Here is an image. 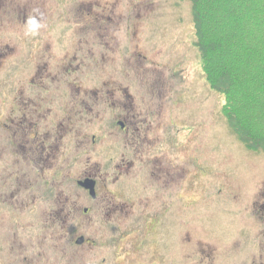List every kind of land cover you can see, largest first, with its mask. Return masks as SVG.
Listing matches in <instances>:
<instances>
[{"label":"flooded vegetation","instance_id":"flooded-vegetation-1","mask_svg":"<svg viewBox=\"0 0 264 264\" xmlns=\"http://www.w3.org/2000/svg\"><path fill=\"white\" fill-rule=\"evenodd\" d=\"M90 18L79 29L92 37L9 47L13 75L0 95V212L12 215L0 264H51L50 247L56 264L87 248L92 264H172L173 204L187 185L176 104L152 85L132 93L108 67L119 27L104 14ZM73 186L86 202L83 219L74 214L81 199L54 200L33 235L28 212L45 205L42 189ZM34 242L43 248L41 262Z\"/></svg>","mask_w":264,"mask_h":264},{"label":"rangeland","instance_id":"rangeland-1","mask_svg":"<svg viewBox=\"0 0 264 264\" xmlns=\"http://www.w3.org/2000/svg\"><path fill=\"white\" fill-rule=\"evenodd\" d=\"M95 13L119 27L114 34L120 45L111 43L108 62L113 72H121L116 77L129 83L132 93L136 88L149 92L150 85L162 88L167 104H176L173 113L182 126L187 185L183 198L173 204L172 264H264V154L242 146L225 124L222 95L208 88L192 45L188 0H0V95L1 86L9 85L13 75L10 46L44 40L67 45L92 37L79 28ZM100 19L94 23L100 25ZM1 158L0 177L6 163ZM78 189H42L45 207H30L28 212L32 234H39L44 212L49 217L54 200L81 199L74 210L81 217L86 202ZM14 214L24 220L21 212ZM9 215L0 212V246L11 239ZM35 243L31 252L41 262L38 254L43 248ZM49 251L50 263L56 264L52 247ZM92 258L88 248L79 249L62 264H92Z\"/></svg>","mask_w":264,"mask_h":264},{"label":"trees","instance_id":"trees-1","mask_svg":"<svg viewBox=\"0 0 264 264\" xmlns=\"http://www.w3.org/2000/svg\"><path fill=\"white\" fill-rule=\"evenodd\" d=\"M208 88L231 133L264 154V0H188Z\"/></svg>","mask_w":264,"mask_h":264},{"label":"water","instance_id":"water-1","mask_svg":"<svg viewBox=\"0 0 264 264\" xmlns=\"http://www.w3.org/2000/svg\"><path fill=\"white\" fill-rule=\"evenodd\" d=\"M88 181H89V180H85V182H88ZM85 182H84V183H85ZM82 187H84V188H85V187H88V188H90L91 186H90V185H85V186H82ZM77 242H81V238H80V239H78V240H77Z\"/></svg>","mask_w":264,"mask_h":264},{"label":"clouds","instance_id":"clouds-1","mask_svg":"<svg viewBox=\"0 0 264 264\" xmlns=\"http://www.w3.org/2000/svg\"><path fill=\"white\" fill-rule=\"evenodd\" d=\"M30 23H31V21H30Z\"/></svg>","mask_w":264,"mask_h":264}]
</instances>
